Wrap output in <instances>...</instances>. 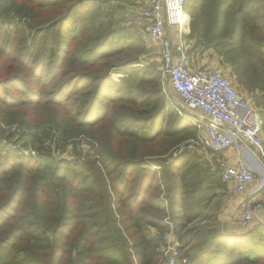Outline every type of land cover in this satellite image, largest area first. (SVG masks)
<instances>
[{"label":"trees","instance_id":"obj_1","mask_svg":"<svg viewBox=\"0 0 264 264\" xmlns=\"http://www.w3.org/2000/svg\"><path fill=\"white\" fill-rule=\"evenodd\" d=\"M98 1L0 0V123L31 130L23 148L58 129L94 154L57 163L0 141V264H157L167 209L176 264H264V229L223 233L218 171L180 149L197 143L196 127L139 61L140 37ZM185 11L193 47L219 55L254 100L264 149V0H187Z\"/></svg>","mask_w":264,"mask_h":264},{"label":"built area","instance_id":"obj_2","mask_svg":"<svg viewBox=\"0 0 264 264\" xmlns=\"http://www.w3.org/2000/svg\"><path fill=\"white\" fill-rule=\"evenodd\" d=\"M187 0H147L137 18L141 40L148 47L156 42L160 47L158 71L167 88L180 100V108L170 102L197 129V143L203 151L222 154L229 150L240 152L243 147L256 149L264 158L262 121L259 111L247 99L231 77L219 68L194 67L190 64V44L185 40L189 29ZM217 171L223 182L232 184L235 192H243L255 179L249 167L239 160L230 164L218 161ZM260 201L249 194L241 203L239 226L248 229L255 224L264 229L258 219ZM168 233L160 245L158 264H176L179 244L174 239L170 223Z\"/></svg>","mask_w":264,"mask_h":264},{"label":"rangeland","instance_id":"obj_3","mask_svg":"<svg viewBox=\"0 0 264 264\" xmlns=\"http://www.w3.org/2000/svg\"><path fill=\"white\" fill-rule=\"evenodd\" d=\"M146 2L147 0H99L98 5H100L101 9L108 14L107 18L114 27H125L129 31H131L133 35H135L136 37H140L141 32L137 27V18L141 9L145 6ZM190 21L191 18L189 16V29L187 34L185 35V40L190 44L188 55L191 66H206L210 68H220L222 70H226L227 72L225 71V73L227 75L230 71L226 65H223L220 62L221 58L219 55H217L213 51L203 53L201 49L199 48L196 49V47H193L194 40L189 37ZM142 43L145 46L143 41ZM145 51H146L145 54H142L141 56L138 57L141 64L152 63L153 66L158 70L160 64L159 56L146 46H145ZM113 76L115 79H118L122 77V73L119 72L117 69L114 72ZM167 85L168 84L166 83V81H164L165 88L168 87L167 93H165L166 98L170 102L172 101L173 104H175L177 107L180 108V103H181L180 100L176 99L177 97ZM246 97L247 99H249L251 105L257 109L252 97L248 94ZM183 118L189 121L186 117L183 116ZM0 127L6 133H8V130H10L14 134V137L12 138L11 142L9 138L6 136V134H0V141H2L1 145L4 143H9L8 145H11V149L13 151L18 150L19 152L17 153L23 154L24 157H28V156L35 157L38 154V152L39 153L50 152L57 160V163L58 161H76L79 163H83L86 160L88 154L90 155L91 158L94 159V154L90 151L89 148L90 140L88 138H85L84 135L81 136L77 135L69 138L66 135L63 136L64 134L61 133L62 131L58 129H53L51 132H47V135H43L39 131H36L35 133L36 137L35 140H33L34 144L31 145V143H29L27 146L29 148H23L24 147L22 145L23 142L31 141V137L27 136L29 134V131H31L28 127L21 126L17 123L9 125L5 122L3 124L0 123ZM18 141H23V142H18ZM39 149H42L43 151L40 152ZM180 149L194 152L195 154H197L199 156V160L202 163L201 166L203 167L205 173L209 174L217 171L218 163L216 161L217 156L215 157L216 154L209 151H203L198 144L192 142L191 140L183 141L180 144ZM168 157L169 156H165L161 158L163 160H167ZM148 167L151 168L152 166H148ZM154 168L152 167V169L157 170L158 172L157 179L162 177L163 168L160 170H158V168L156 167ZM138 177L139 176H137L136 178L138 179ZM130 181L131 180L129 179V182ZM127 188L129 189L135 188L136 191L138 190L135 183H129ZM156 193H159V191H157ZM161 193H166L165 189L162 190ZM167 213L168 215L165 218V223L168 225V223H171L169 218L171 217V215L169 214L168 209H167ZM166 233H168V231H166L165 234ZM174 239L178 243L175 236ZM160 259L161 256H159L157 264L159 263Z\"/></svg>","mask_w":264,"mask_h":264},{"label":"crops","instance_id":"obj_4","mask_svg":"<svg viewBox=\"0 0 264 264\" xmlns=\"http://www.w3.org/2000/svg\"><path fill=\"white\" fill-rule=\"evenodd\" d=\"M148 48L154 51L158 56L160 55V47L158 43L151 42ZM209 51L210 50L204 52L206 53ZM225 71L226 70H222L223 73H225ZM227 76L230 77L229 73ZM176 99H178V97ZM215 157L217 158V163L221 158L227 159L230 164H235L237 161L242 160L255 175L254 181L249 183L243 192H235L232 184L221 181L223 188L216 190L218 195L217 201L220 206L219 211L217 212V220L221 230L226 236H237L253 229H257L255 226L256 223L251 224L248 229H242L239 226L241 218L240 207L243 200L249 194H252L254 199L260 201L262 205L258 219L264 221V158L262 159L259 156L256 149L247 146L243 147L242 150L240 149V152L229 150L222 154H216Z\"/></svg>","mask_w":264,"mask_h":264}]
</instances>
